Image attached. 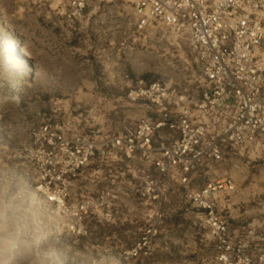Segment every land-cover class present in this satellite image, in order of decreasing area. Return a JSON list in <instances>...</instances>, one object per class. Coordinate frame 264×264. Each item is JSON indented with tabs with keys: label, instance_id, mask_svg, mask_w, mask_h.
<instances>
[{
	"label": "rangeland",
	"instance_id": "obj_1",
	"mask_svg": "<svg viewBox=\"0 0 264 264\" xmlns=\"http://www.w3.org/2000/svg\"><path fill=\"white\" fill-rule=\"evenodd\" d=\"M132 8V0H93L72 23L65 0H0V264H218L197 209L179 187L167 192L160 216L131 197L111 200L112 216L88 213L85 236L77 237L67 232L70 217L45 202L24 158L22 144L38 113L82 111L99 137H112L141 113L126 99L125 76L134 84L153 80L167 60L183 62L185 41L177 46L163 28L138 31ZM13 44L15 57L6 47ZM218 173L235 185L218 209L240 215L247 254L264 252V152L234 157ZM107 179L105 164L92 168L76 199L94 201ZM252 219L261 226L250 236Z\"/></svg>",
	"mask_w": 264,
	"mask_h": 264
},
{
	"label": "built area",
	"instance_id": "obj_2",
	"mask_svg": "<svg viewBox=\"0 0 264 264\" xmlns=\"http://www.w3.org/2000/svg\"><path fill=\"white\" fill-rule=\"evenodd\" d=\"M93 0H65V17L80 22ZM138 31L163 28L187 48L181 63L169 59L153 80L125 76L126 99L141 113L117 134L99 137L83 116L38 113L22 144L47 204L70 217L67 232L85 236L88 213L109 218L111 200L133 198L160 206L177 186L197 209L218 264H264L249 255V241L218 209L235 191L219 168L234 157L264 152V0H132ZM179 42V43H178ZM105 164V192L76 199L92 168ZM248 235L253 231L248 230Z\"/></svg>",
	"mask_w": 264,
	"mask_h": 264
},
{
	"label": "crops",
	"instance_id": "obj_3",
	"mask_svg": "<svg viewBox=\"0 0 264 264\" xmlns=\"http://www.w3.org/2000/svg\"><path fill=\"white\" fill-rule=\"evenodd\" d=\"M224 214L230 217V223H231V226L233 229H236L238 231H240V230L245 231L246 230V227L244 226L241 219H239L240 215L238 214V212L236 210H232V211L229 210V211H226ZM252 215H254V214L252 213ZM252 221H253V223L251 225H249V228L252 227V229H249V230H252L254 233V226L259 227V226H261V224L259 223V221L257 219H252Z\"/></svg>",
	"mask_w": 264,
	"mask_h": 264
},
{
	"label": "bare ground",
	"instance_id": "obj_4",
	"mask_svg": "<svg viewBox=\"0 0 264 264\" xmlns=\"http://www.w3.org/2000/svg\"><path fill=\"white\" fill-rule=\"evenodd\" d=\"M7 48H8V50H9V52L11 53V56L12 57H15V49H14V44L11 46V45H7L6 46ZM6 48V49H7ZM24 48H25V46H24ZM26 50V49H25ZM27 52V51H26ZM9 61V60H8ZM10 85H11V89L14 91L15 90V86H16V82L14 81V80H11V82L9 83ZM10 90V89H9ZM14 93V92H13ZM40 243V241H38V240H35V242H34V245H38Z\"/></svg>",
	"mask_w": 264,
	"mask_h": 264
}]
</instances>
